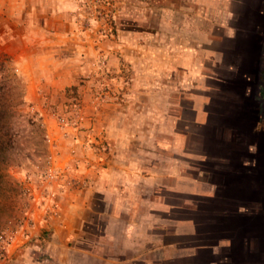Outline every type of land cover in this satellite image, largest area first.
Returning <instances> with one entry per match:
<instances>
[{
  "label": "crops",
  "instance_id": "1",
  "mask_svg": "<svg viewBox=\"0 0 264 264\" xmlns=\"http://www.w3.org/2000/svg\"><path fill=\"white\" fill-rule=\"evenodd\" d=\"M149 1L175 26L159 48L181 73L173 129L160 113L151 158L103 160L40 222L50 238L1 264H264V0Z\"/></svg>",
  "mask_w": 264,
  "mask_h": 264
},
{
  "label": "rangeland",
  "instance_id": "2",
  "mask_svg": "<svg viewBox=\"0 0 264 264\" xmlns=\"http://www.w3.org/2000/svg\"><path fill=\"white\" fill-rule=\"evenodd\" d=\"M18 2L0 6L1 69L17 80L14 96L25 101L0 177V264L11 262L8 250L18 239L50 238L40 222L54 221L66 192L82 189L80 177H95L103 160L151 158L160 113L169 133V114L181 99L173 55L159 56L174 23L148 20H157L158 3L73 0L64 10L63 0ZM40 26L79 34L49 37ZM30 87L38 95L33 103Z\"/></svg>",
  "mask_w": 264,
  "mask_h": 264
},
{
  "label": "trees",
  "instance_id": "3",
  "mask_svg": "<svg viewBox=\"0 0 264 264\" xmlns=\"http://www.w3.org/2000/svg\"><path fill=\"white\" fill-rule=\"evenodd\" d=\"M5 65V61L0 63V177L2 167L6 162V155L15 145V129L14 118L17 109L25 104L22 95L15 97L16 79L10 75L3 76L1 67ZM2 76V77H1ZM0 201V239L3 225V211Z\"/></svg>",
  "mask_w": 264,
  "mask_h": 264
}]
</instances>
